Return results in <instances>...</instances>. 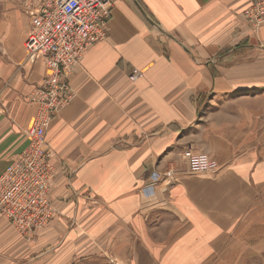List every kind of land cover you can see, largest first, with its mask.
<instances>
[{
    "label": "crops",
    "instance_id": "1",
    "mask_svg": "<svg viewBox=\"0 0 264 264\" xmlns=\"http://www.w3.org/2000/svg\"><path fill=\"white\" fill-rule=\"evenodd\" d=\"M249 7L115 1L47 131L56 212L28 238L0 216V264H264V23ZM30 27L22 0H0V175L46 75ZM188 148L219 168L190 173Z\"/></svg>",
    "mask_w": 264,
    "mask_h": 264
},
{
    "label": "built area",
    "instance_id": "2",
    "mask_svg": "<svg viewBox=\"0 0 264 264\" xmlns=\"http://www.w3.org/2000/svg\"><path fill=\"white\" fill-rule=\"evenodd\" d=\"M25 12L31 27L24 41L30 58L42 61L46 75L33 97L36 115L26 130L27 148L0 175V216L9 220L24 237L46 226L56 209L49 197L55 175L47 131L53 117L67 106L74 92L69 77L86 50L108 35L109 17L116 0H37ZM247 17L254 25L264 23V0H250ZM143 77L135 68L132 81ZM190 173L213 172L218 162L205 153L188 148L184 154ZM171 175V172H167ZM154 181L158 176L154 175ZM151 190L153 185H149Z\"/></svg>",
    "mask_w": 264,
    "mask_h": 264
},
{
    "label": "rangeland",
    "instance_id": "3",
    "mask_svg": "<svg viewBox=\"0 0 264 264\" xmlns=\"http://www.w3.org/2000/svg\"><path fill=\"white\" fill-rule=\"evenodd\" d=\"M24 5V11L27 4L33 5V4H39L40 2L37 0H22ZM26 13V12H25ZM93 264H113L109 259L106 258H99L97 259Z\"/></svg>",
    "mask_w": 264,
    "mask_h": 264
}]
</instances>
